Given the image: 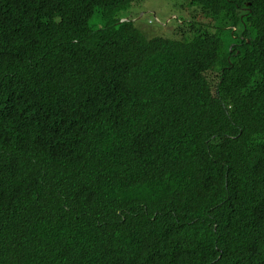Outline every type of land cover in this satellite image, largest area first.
<instances>
[{
  "label": "trees",
  "instance_id": "trees-1",
  "mask_svg": "<svg viewBox=\"0 0 264 264\" xmlns=\"http://www.w3.org/2000/svg\"><path fill=\"white\" fill-rule=\"evenodd\" d=\"M146 1L0 0L12 264H264V0Z\"/></svg>",
  "mask_w": 264,
  "mask_h": 264
},
{
  "label": "rangeland",
  "instance_id": "rangeland-1",
  "mask_svg": "<svg viewBox=\"0 0 264 264\" xmlns=\"http://www.w3.org/2000/svg\"><path fill=\"white\" fill-rule=\"evenodd\" d=\"M143 6H144L143 8H139L138 10L133 12L131 11L130 13H127L126 15H122V16L132 17V16H137L138 14L139 15L152 14L155 22H159L160 24L163 25L165 24L164 26H166V22H168L170 18L179 15V12L176 9L170 8L165 0H147ZM149 17L150 15L142 19V16H140V19H142V21L145 23L140 21L139 26L144 31L149 29L151 27L150 25L155 24L153 23L154 21L152 22V20H150ZM91 23L94 27H100L103 25V22L101 20H98L94 17L91 19ZM162 31L164 32V29H162Z\"/></svg>",
  "mask_w": 264,
  "mask_h": 264
},
{
  "label": "clouds",
  "instance_id": "clouds-1",
  "mask_svg": "<svg viewBox=\"0 0 264 264\" xmlns=\"http://www.w3.org/2000/svg\"><path fill=\"white\" fill-rule=\"evenodd\" d=\"M140 16H142V15L138 14L137 16H132L130 18L132 20H135V19H137V17L140 18ZM126 19H129V17L128 16L122 17L121 20L123 21V20H126ZM0 264H12L11 257L9 255H7L6 253L2 252V251H0Z\"/></svg>",
  "mask_w": 264,
  "mask_h": 264
}]
</instances>
